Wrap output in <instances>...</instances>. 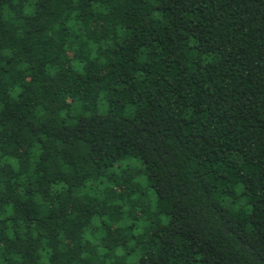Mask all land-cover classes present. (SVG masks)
Masks as SVG:
<instances>
[{"label":"trees","instance_id":"1","mask_svg":"<svg viewBox=\"0 0 264 264\" xmlns=\"http://www.w3.org/2000/svg\"><path fill=\"white\" fill-rule=\"evenodd\" d=\"M0 264H264V0H0Z\"/></svg>","mask_w":264,"mask_h":264}]
</instances>
